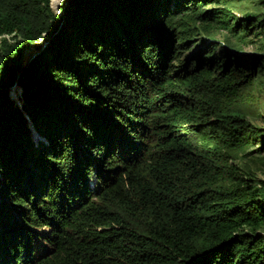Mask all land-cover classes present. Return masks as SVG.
Listing matches in <instances>:
<instances>
[{
	"label": "trees",
	"instance_id": "16d2710c",
	"mask_svg": "<svg viewBox=\"0 0 264 264\" xmlns=\"http://www.w3.org/2000/svg\"><path fill=\"white\" fill-rule=\"evenodd\" d=\"M50 1L0 0V264H264V180L235 162L264 153V54H237L264 13Z\"/></svg>",
	"mask_w": 264,
	"mask_h": 264
},
{
	"label": "rangeland",
	"instance_id": "374dc122",
	"mask_svg": "<svg viewBox=\"0 0 264 264\" xmlns=\"http://www.w3.org/2000/svg\"><path fill=\"white\" fill-rule=\"evenodd\" d=\"M51 3V1H50ZM60 3V2H59ZM58 3V4H59ZM215 5V4H208V6ZM220 6V3H218ZM58 5H52L51 3V9L54 13H58V9L56 8ZM231 10H233L234 13H236L239 17H243L246 12L253 11L259 13V15H263L264 13V0H243V1H231L227 5ZM60 7V6H59ZM215 40H217L219 43H215V46L218 45H226V35L223 31L217 33ZM229 42L234 44L236 43L235 38L230 37ZM200 42L198 39L193 43L191 50L186 52L184 56L186 55H192L194 52L198 50H202L203 52L208 51V43L209 40L206 39V43L199 44ZM42 42L39 43L40 47L42 48ZM28 48V47H27ZM29 54L36 53L38 50L35 49L33 46H30ZM27 50V51H28ZM260 51V52H259ZM232 54L233 51H231ZM264 54V34L263 32H259L258 35H249L248 38H246L245 42L240 45V50L237 52L238 55L241 56H251L252 54ZM30 55L27 57V59L24 61V63L29 59ZM183 56V57H184ZM182 57V58H183ZM18 90V91H16ZM264 69H262L261 72H259L255 78V83L252 88L253 97L249 99L247 102V106L249 105V108L251 111H253L255 114V117L250 118L248 116V120L252 123V125H255L256 127L264 128ZM10 91V95L13 97H17V94L19 92V87L15 86L12 87ZM15 97V98H16ZM257 147V145L249 148V150ZM236 166L240 168L239 172L241 176L244 177V179L248 178V172L250 175L255 177L256 180H264V153H261L259 157H257L256 152H253L246 156L245 151L239 152L238 156L235 160ZM249 182V181H248ZM92 184H90L91 186Z\"/></svg>",
	"mask_w": 264,
	"mask_h": 264
},
{
	"label": "bare ground",
	"instance_id": "6f19581e",
	"mask_svg": "<svg viewBox=\"0 0 264 264\" xmlns=\"http://www.w3.org/2000/svg\"><path fill=\"white\" fill-rule=\"evenodd\" d=\"M61 1L62 0H51V3H52V5H58L56 8L58 9L59 8V6H60V4H61ZM60 2V3H59ZM51 3H50V6H51ZM59 3V4H58ZM30 47V46H29ZM29 47L28 48H26L25 49V51H24V54H23V59L24 60H26L27 59V57L30 55L29 54V52H30V50H28L29 49ZM28 50V51H27Z\"/></svg>",
	"mask_w": 264,
	"mask_h": 264
},
{
	"label": "water",
	"instance_id": "95a60500",
	"mask_svg": "<svg viewBox=\"0 0 264 264\" xmlns=\"http://www.w3.org/2000/svg\"><path fill=\"white\" fill-rule=\"evenodd\" d=\"M60 6H63V4H60ZM50 7H51V6H50ZM46 43H47V41H45V42L42 44V47H43ZM38 52H39V50H38L36 53L31 54L30 57H29V59L32 58V57H33L35 54H37ZM29 59H28V60H29ZM28 60H27V61H28ZM27 61H26V62H27ZM26 62H25V63H26Z\"/></svg>",
	"mask_w": 264,
	"mask_h": 264
}]
</instances>
